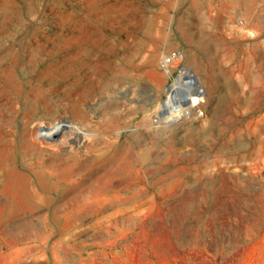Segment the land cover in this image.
<instances>
[{
	"label": "rangeland",
	"instance_id": "obj_1",
	"mask_svg": "<svg viewBox=\"0 0 264 264\" xmlns=\"http://www.w3.org/2000/svg\"><path fill=\"white\" fill-rule=\"evenodd\" d=\"M0 264H264V0H0Z\"/></svg>",
	"mask_w": 264,
	"mask_h": 264
},
{
	"label": "bare ground",
	"instance_id": "obj_2",
	"mask_svg": "<svg viewBox=\"0 0 264 264\" xmlns=\"http://www.w3.org/2000/svg\"><path fill=\"white\" fill-rule=\"evenodd\" d=\"M191 79H193V75L190 70H188L187 68H181L176 79L173 80L166 89V96L163 101L164 110H167L169 108L171 101L175 98L182 100L181 102L187 108H191L197 103L200 97H197V94L192 93L182 84L183 82L190 83L187 81ZM70 126L71 125L69 124H63V128H69ZM18 178L20 177H17L16 171L13 170L10 176V188L12 190V193H14V195L18 198L19 201H26L32 196V191L27 189V187L23 185L18 180Z\"/></svg>",
	"mask_w": 264,
	"mask_h": 264
},
{
	"label": "built area",
	"instance_id": "obj_3",
	"mask_svg": "<svg viewBox=\"0 0 264 264\" xmlns=\"http://www.w3.org/2000/svg\"><path fill=\"white\" fill-rule=\"evenodd\" d=\"M182 60V54L178 50H170L162 53L159 65L165 73H169L173 66L178 65Z\"/></svg>",
	"mask_w": 264,
	"mask_h": 264
}]
</instances>
